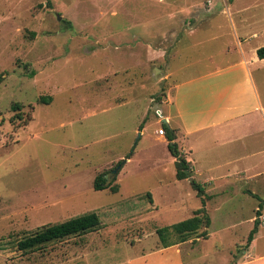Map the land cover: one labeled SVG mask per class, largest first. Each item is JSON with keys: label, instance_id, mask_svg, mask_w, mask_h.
I'll list each match as a JSON object with an SVG mask.
<instances>
[{"label": "rangeland", "instance_id": "1", "mask_svg": "<svg viewBox=\"0 0 264 264\" xmlns=\"http://www.w3.org/2000/svg\"><path fill=\"white\" fill-rule=\"evenodd\" d=\"M158 1L0 0V264L245 262L247 235L255 219L263 225L257 212L264 207V165L200 172L191 165L190 177L179 180L171 141L157 131L169 108L168 86L188 74L185 64L201 58L204 46L215 56L236 54L237 38L251 37L249 48L264 43V0H196L187 7L193 0ZM174 11L186 18L164 24L175 34L131 38L142 25H153L154 36L157 18ZM244 21V31L258 38L237 33ZM185 26L195 35L185 38ZM140 41L161 42L166 55L146 59L136 51ZM101 173L115 178L116 192L93 188ZM189 178L205 184L210 225L164 247L156 229L203 207ZM89 212L99 215L98 228L17 248L44 225ZM257 251L264 253V242Z\"/></svg>", "mask_w": 264, "mask_h": 264}, {"label": "crops", "instance_id": "2", "mask_svg": "<svg viewBox=\"0 0 264 264\" xmlns=\"http://www.w3.org/2000/svg\"><path fill=\"white\" fill-rule=\"evenodd\" d=\"M164 1L170 0L158 3ZM195 1L186 2L185 7ZM177 20L184 23L186 18L176 16V11L158 17L156 23L162 24L156 26L154 36L148 33L153 25H142L139 32L135 30L131 33V38L166 39L169 33L175 34V27L167 28L164 24ZM246 23L244 21L237 33L258 38L257 33L244 31ZM185 28V38L195 35L188 26ZM249 39H236V54L223 51L215 56L211 53L207 55L204 46L201 58L193 56L185 64L182 71L188 74L182 79H175L167 88L169 108L163 119L175 130V140L181 138L182 142L177 146L195 172H200L196 169L198 167L218 168L239 162L251 163L252 167L264 165V74L261 73L264 70V58L257 55V49L264 43L245 47L244 43ZM140 43L136 45L139 46L136 51L146 56V59H159L166 55L159 41L151 44L146 41V47L144 42ZM248 138L254 142L253 145L246 142ZM229 173L227 171L223 175ZM247 177L253 178L254 173ZM262 208L260 214L264 216ZM261 226L264 227L259 223L257 232L246 248L245 262L241 263L240 260L238 264H264V253L257 251L258 242H264V230L259 229Z\"/></svg>", "mask_w": 264, "mask_h": 264}, {"label": "trees", "instance_id": "3", "mask_svg": "<svg viewBox=\"0 0 264 264\" xmlns=\"http://www.w3.org/2000/svg\"><path fill=\"white\" fill-rule=\"evenodd\" d=\"M257 55L259 58H264V46L257 49ZM39 101L47 104L51 101V96H40ZM20 106L21 102H15L12 108L19 109ZM162 128L167 139L171 141L168 144V148L171 155L175 158L174 163L176 178L181 180L190 177L191 168L189 166V162L181 153L176 142L174 141L176 138L175 130L168 127L165 123H162ZM131 153L126 157L129 158ZM114 181L115 178L109 181L107 176L101 173L95 177L93 181V188L95 190L109 188L111 192H116L118 190V184H114ZM190 184L197 191V195L202 196L203 207L196 209L192 216L184 220L156 229L160 243L164 247L185 242L192 234H196L200 228L210 225V217L204 208V197L206 195L205 184L197 181L195 178L191 179ZM148 196H150V194H148ZM257 215L260 216V212H257ZM259 223V219H255L254 226L247 235L246 246H248L252 241L254 234L257 232ZM99 226L100 218L96 212L85 213L59 223L44 225L31 235L25 236L18 240L17 248L22 251L31 250L51 241L61 240L72 235L90 232ZM170 235L172 236L170 237ZM201 235L205 236V234Z\"/></svg>", "mask_w": 264, "mask_h": 264}, {"label": "water", "instance_id": "4", "mask_svg": "<svg viewBox=\"0 0 264 264\" xmlns=\"http://www.w3.org/2000/svg\"><path fill=\"white\" fill-rule=\"evenodd\" d=\"M162 122H163V123H167V120H166V119H163ZM121 165H122V163H120V164H119L114 170H112V171L110 172V173H111L110 177L114 176V175L120 170ZM189 179H191V178H189Z\"/></svg>", "mask_w": 264, "mask_h": 264}, {"label": "built area", "instance_id": "5", "mask_svg": "<svg viewBox=\"0 0 264 264\" xmlns=\"http://www.w3.org/2000/svg\"><path fill=\"white\" fill-rule=\"evenodd\" d=\"M157 132H159V134H163V129H160ZM263 225H264V223H263Z\"/></svg>", "mask_w": 264, "mask_h": 264}]
</instances>
